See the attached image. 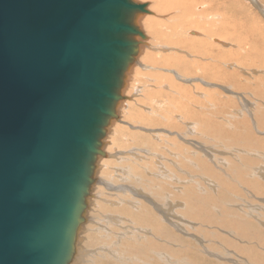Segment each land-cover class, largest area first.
Returning <instances> with one entry per match:
<instances>
[{
  "label": "bare ground",
  "instance_id": "6f19581e",
  "mask_svg": "<svg viewBox=\"0 0 264 264\" xmlns=\"http://www.w3.org/2000/svg\"><path fill=\"white\" fill-rule=\"evenodd\" d=\"M133 1L148 2L145 12L135 13L130 21L145 34L139 30L142 38L135 37L138 52L124 73L123 86L128 87V78L134 73L147 72L153 78L155 85L140 96L146 97L150 107L137 117L144 121L143 116H150L158 129L138 127L156 135L152 136L151 152L128 151L131 157L120 160L130 163L119 167L115 183L93 181L91 175L90 186L101 183L107 191L117 193L97 203L92 213H82L68 264H93L94 259L113 264H264V69L246 59L247 68L240 62L238 54L248 42L245 37L241 41L242 35L234 32L236 27L226 17L230 10L227 1L232 7L245 1L262 17L264 0ZM249 29L264 40L258 24H250ZM232 46L237 51L230 52ZM252 48L249 45L246 53ZM143 52L145 58L140 57ZM237 70L245 71V76L259 75L254 77L257 82L250 94L245 93L250 100L247 106L241 104L245 94L238 92L239 82L231 76ZM169 75L191 87L216 88L220 100L237 99L241 111H227L221 116L223 121H216L210 115L212 99L204 95L186 101L169 97L164 91L178 88ZM123 99L121 96L118 103ZM129 101L121 109L131 108ZM138 102L134 99L135 105ZM243 111L249 119L236 127L233 121ZM116 113L110 120L119 119ZM121 117L119 121L126 125L132 114L125 121ZM225 117L232 121L230 134L238 136L237 140L219 141L224 134L221 128L231 124ZM110 120L108 125L117 129ZM182 125L192 136L210 144L213 140V145L231 153L206 156L183 151L188 138L177 133ZM98 156L106 158L103 152ZM94 165L93 172L99 174Z\"/></svg>",
  "mask_w": 264,
  "mask_h": 264
},
{
  "label": "water",
  "instance_id": "95a60500",
  "mask_svg": "<svg viewBox=\"0 0 264 264\" xmlns=\"http://www.w3.org/2000/svg\"><path fill=\"white\" fill-rule=\"evenodd\" d=\"M145 8L0 0V264L69 263Z\"/></svg>",
  "mask_w": 264,
  "mask_h": 264
},
{
  "label": "rangeland",
  "instance_id": "374dc122",
  "mask_svg": "<svg viewBox=\"0 0 264 264\" xmlns=\"http://www.w3.org/2000/svg\"><path fill=\"white\" fill-rule=\"evenodd\" d=\"M229 2L230 1H227L226 3L229 6L230 10H229V12L227 11L228 14H227V16L226 15L225 16L227 17L229 24L234 25L236 27L234 29V32L237 33V35H240V36L242 35L241 41H243L242 38L245 37L246 41L248 42L247 45H242V48L240 51L241 54H238V58H239L240 62H243L245 65L244 67H246V68L248 67L247 63L249 62V64L252 63V65H254L256 63L255 66H258V64H259L260 67L262 66V69H264V66L262 64V60L264 59V40L262 39L260 34L252 32L249 29L250 24H258V26L260 27V33L264 34V28H263L264 27V13L262 14V17H261L258 14V11L253 6H251L249 3L245 2V1H243V3L240 2L239 7H238V5H236L235 7H232L231 2L230 3ZM142 4H144V3H142ZM147 4H148V2H147ZM219 14L222 15V12H219ZM242 26L244 27V31H243ZM139 30L142 31L143 34H145L140 27H139ZM235 30H237V31H235ZM231 32H233V29H231ZM232 43H234V42H232ZM236 44H238V43H236ZM249 45L254 48V51L252 48V49H249L246 53V49L249 47ZM234 47L235 46H232V49L231 50L229 49L230 52L237 51V48L236 47L234 48ZM213 52H214V54H216L217 50L214 49ZM248 52L251 54L248 55ZM144 54H145V52L141 53L140 57L145 58L146 54L145 55ZM245 59H246L247 63H246ZM249 68H252V67L249 66ZM229 72H231V71H229ZM157 73H161V72L159 71ZM231 73H233V72H231ZM234 73H236V74H231V76H232L233 80H237L239 82V84L237 82H235V83H237L236 85H239L238 92H240V93L242 92L244 94L245 93L250 94V92L252 91L251 90L252 84L254 83L256 85V82H257V79L254 77L255 76L258 77L259 75L258 76L252 75V77L245 76L244 75L246 73L245 71L243 74V73H240V71H238V70H237V72H234ZM241 74H243V75H241ZM136 75L137 74L134 73L133 78H128V84H129V85H127L128 87H124L123 86L124 82H123L122 88L120 90L122 92H120V95L124 99L122 100V102L117 103L116 104L117 106H115V112H117L116 113L117 118L119 116V119L115 120V118H114L113 120H110V121H112V123L114 125L116 124L118 126V128L113 129L114 127L110 126V124L106 127V134L101 141V145H102L101 150L103 153L106 154V158L98 156L96 163L94 165V170L97 171L99 174L95 175L96 172H93V181L102 182L104 180L105 183H109L110 185H112L113 182L115 183V181L119 175V173H118L119 167L121 165L125 166V165H128L130 163V162H127V160H124V161L120 160L121 158L131 157L129 154H127L128 151H132L131 154H134L137 152L143 153L141 151L151 152L149 148H150V145H152V143H153L152 136H156V135L153 132H151V134L149 135L148 132L145 133V132L139 130L138 127L140 126L142 128L154 130V129H158V125L154 124L155 121L154 120L152 121L151 120L152 118L148 115L143 116V117L147 118V119L144 118L145 119L144 121H142L140 119L141 117H137V115H139V112L144 113L145 107H147V106L150 107V103H148V100L146 99V97L140 98V96H142L143 90L150 89V87H153L152 84L155 85V83H153V81L151 82V79H153V78H151V76H149V74H147V72L141 73L140 76H138V75L136 76ZM169 77H170V79H173V81L175 83H177V85H178L177 90H165L164 91L168 94L169 97H173L175 99L186 101V100H195V99H198V97L200 95H204L203 98L212 99L213 105H212V108L210 111V115L212 116V119H214L216 121H219V122L223 121L221 119V116L222 115L225 116L227 111L228 112L241 111V106L238 103L237 99L232 98V100H230V99L224 98V99L220 100V98L216 94V92H217L216 88H212V87L206 88L200 84H197L196 87H191V86L184 85L181 82L177 81L172 75H169ZM243 77H245V78H243ZM253 79H255V80H253ZM252 81H255V82H252ZM245 83H247V84H245ZM141 86H143V87L141 88ZM136 87L138 88V91L134 90ZM139 88H141V89H139ZM128 98L130 100L129 104L130 105L132 104L131 108H129L128 110L126 109L127 107L125 109H121V105L125 107V105H123L122 103ZM134 99H136V102L138 99V101H139L138 104L140 106L135 105ZM146 100H147V103L145 102ZM158 100H159V97H157L154 102L157 103ZM249 102H250L249 97L245 94L244 100L241 102V104H244L247 106L249 104ZM144 103H146L145 106H144ZM196 104H200V103L197 102ZM140 107L142 109H140ZM247 109L249 110V108H247ZM124 112H126V113H124ZM121 113H122V115H121ZM125 114L127 116L129 114H132V117L129 118L130 121L129 120H126L127 122L125 121V119H126ZM215 116H216V118H215ZM248 116H249L248 113L245 111H243L240 115H237L235 120L233 121L235 123V126L240 127L239 123H241ZM120 117L122 120L125 121L126 125L121 124V121H119ZM248 119H249V117H248ZM224 120L231 122V124L229 126H227L226 128H221V132H224V134L219 137V141L227 142V141L237 140L239 138L238 136L230 134L231 130H232V121L227 119L226 117ZM146 122H151L152 124H148ZM177 133L178 134H184L185 135L184 137L188 138L186 144H185V142H183L185 145V147L183 148V151L196 152V153H200V154L206 155V156H217V155L225 156V155H229V153H231V151L226 149V148H222V147H219L217 145H213V140L211 141V144H210L205 139H201L198 136H192L186 125H182L181 129L178 130ZM123 136H129V137L126 140H122ZM177 140L179 142V140H180L179 136H177ZM138 155H140L142 157L145 156V154H138ZM147 158H149V156H147ZM113 178H114V181H113ZM107 179L109 182H107ZM113 193H117V191H107L105 189V187H103V185H101V183L95 184V182H94V184H92L90 186L88 195L86 197V208L83 212L92 213V210L96 209L97 203L101 204V202L103 200H106L107 198H109ZM89 215H88V217H89ZM83 224H84V222H83ZM100 262H101V260L96 259V261H95V259H94L93 264H113L110 262L109 263L108 262L107 263L106 262L100 263Z\"/></svg>",
  "mask_w": 264,
  "mask_h": 264
}]
</instances>
